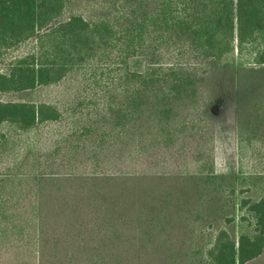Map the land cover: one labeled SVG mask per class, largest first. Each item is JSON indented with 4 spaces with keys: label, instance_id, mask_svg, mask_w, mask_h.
<instances>
[{
    "label": "trees",
    "instance_id": "16d2710c",
    "mask_svg": "<svg viewBox=\"0 0 264 264\" xmlns=\"http://www.w3.org/2000/svg\"><path fill=\"white\" fill-rule=\"evenodd\" d=\"M72 1L0 0V56L31 39L37 44V52L0 71V93L65 80L70 87L76 81L79 91L103 83L99 93L116 108L37 155L24 136L57 122L59 110L45 102L0 101V127H8L0 131L1 239L21 242L15 246L24 256L20 264L32 263L26 253L33 264H247L258 258L264 196L240 203L254 218L253 233L222 229L203 256L194 248L195 224L223 182L241 177L205 172L209 161L194 175L180 169L191 159L207 160L194 114L210 61L261 39L253 60L264 66V0H108L94 18L71 14L58 21ZM137 56L145 60L142 73L127 67ZM109 155L132 171L80 170Z\"/></svg>",
    "mask_w": 264,
    "mask_h": 264
},
{
    "label": "rangeland",
    "instance_id": "374dc122",
    "mask_svg": "<svg viewBox=\"0 0 264 264\" xmlns=\"http://www.w3.org/2000/svg\"><path fill=\"white\" fill-rule=\"evenodd\" d=\"M107 1H72L66 6L58 21L65 20L71 14L94 18L99 14L98 6H108ZM260 41L261 39H256L254 47L243 45L221 61H210L205 74L206 81L202 84V99L195 110V125L202 132L201 139L198 138L197 141H201V146H205L207 160L195 163L191 159L188 165L184 162L180 170L194 175L199 169H204L202 167L204 162L209 161L205 172L212 171L217 176L241 177L236 183L231 179L223 182L221 192L218 193L219 198L214 197V202L208 205L209 210L205 219L195 224L194 248L200 249L203 256L214 246L215 238L222 229L231 231L235 226V231L237 227H242L246 232L253 233L254 218L240 203L243 200L254 202L264 196V66L254 64L253 60L254 53L261 44ZM33 52H37L35 39L5 51L0 56V71L7 72L17 60L27 58ZM127 67L133 72L142 73L146 67L145 60L140 56L131 58L127 61ZM64 82L32 91L0 93V101L4 103L45 102L59 110L61 118L57 122L38 126L24 136L23 143L27 139L33 142L37 155L38 151L41 152L40 150L52 149L56 141L68 136L74 128H80V125L85 126L88 119L96 120L99 112L109 113V109L116 108V104L112 103L106 94L103 96L99 93L106 84L100 83L98 89L87 86V89L79 91L76 81L72 82L71 87L66 80ZM77 102H79L78 106ZM76 108V112L72 110ZM212 108L214 114L211 112ZM0 131L6 133L7 125H2ZM12 134L15 135L14 132ZM69 141L81 142L82 140L70 138ZM82 142L87 143V141ZM18 150L16 149V152ZM62 154L63 151L60 155ZM115 157L109 155L105 159H99L104 160L100 164L91 161L87 163L90 170L85 165L81 166L80 170L82 173H94V170H98L97 173L102 171L107 174L132 171V166L122 167L120 163L114 161ZM10 158L9 156L5 161ZM78 159L85 162L88 157L84 159L83 156H79ZM56 171L66 173L67 169L60 168ZM232 190H234L233 194ZM25 204L26 201H20V205ZM220 209H223L221 214L217 213ZM223 214L225 217L233 218V223L227 225L223 222L221 218ZM27 233L30 234V232ZM18 245L20 248L21 242L19 243L14 236L6 240L0 237V264H20L24 256H17L20 255L21 250L17 249ZM25 249L27 252L31 251L30 246ZM26 255L30 256L32 261L30 264H33L31 253ZM26 261L29 262V259L27 258ZM247 264H264V253Z\"/></svg>",
    "mask_w": 264,
    "mask_h": 264
}]
</instances>
